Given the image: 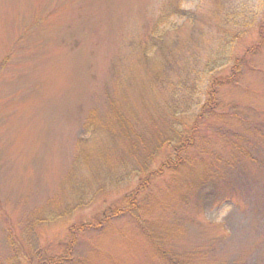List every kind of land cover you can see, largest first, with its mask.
Listing matches in <instances>:
<instances>
[{
  "label": "rangeland",
  "instance_id": "obj_1",
  "mask_svg": "<svg viewBox=\"0 0 264 264\" xmlns=\"http://www.w3.org/2000/svg\"><path fill=\"white\" fill-rule=\"evenodd\" d=\"M166 5L0 0V264H264V0H180L152 53ZM195 57L198 68L224 59L202 83L223 81L216 107L186 165L146 181L131 144L190 130L200 110L181 90L173 106L153 74L177 85L189 68L195 80ZM171 154L163 146L149 170ZM203 170L220 176L205 189ZM135 192L152 239L128 213L101 218Z\"/></svg>",
  "mask_w": 264,
  "mask_h": 264
},
{
  "label": "trees",
  "instance_id": "obj_2",
  "mask_svg": "<svg viewBox=\"0 0 264 264\" xmlns=\"http://www.w3.org/2000/svg\"><path fill=\"white\" fill-rule=\"evenodd\" d=\"M180 4V0H167V5L163 10V13H161L155 21V26H154V30L151 34V51L152 53H155L156 51H161L162 47L159 46V44L161 43V34L159 36H155L157 33V30H155V27L160 26L162 24H165L166 20H168L170 17L174 16L175 13H180L181 9L179 7ZM171 12H173L174 14L171 15ZM223 45V44H222ZM226 48L227 45H223L222 47V51L223 54L226 53ZM226 59V58H225ZM195 80L190 79L188 76L190 75L189 72V68H187L186 73L184 74L185 76L183 77V79L180 80V82L177 85H172L171 83L168 84L166 79L162 80V71L160 69H157V71L155 70V73L153 74V78L159 82V84H163L166 83L172 90V101L173 102V106L174 104H176V95L175 92L181 90L183 91V97L186 99V103L190 104V102L192 101L193 97L195 96V99H193V101L195 100V105H199L200 106V110L199 113L196 115V117L194 118V124L192 126V128L190 130H182V129H173L171 131V135L168 137V135H163V137H158L156 140H153V143L151 145V148H142V143H135V144H131L133 143L132 141H130V136H133L134 133H132L128 128L127 130L125 129V127L123 126L124 123L121 121V118L119 117V115L117 114L116 111H113V116H112V120L115 121V123L117 122L119 125V130H116V132L120 135L124 134L126 136V138L128 139V142H130L132 147H129V152H131L132 154H139L138 156V164L135 166L134 171L135 172H141L143 175L144 173H146L147 177L144 178V180L146 179V181L149 178L152 177H159L164 173H177L179 171L180 168H182L183 166L186 165L187 161H186V151H188L191 147H193L195 145V135H196V128L198 126V123L201 121L202 118H205L209 115H211V113L213 112V110L216 107V93H217V88H218V84L222 83L221 81L216 80L215 78L213 79V81H207L206 85L203 88V81L205 78V74L207 73H211L212 69H214V66L218 65L221 66V61H224V59L222 58L220 60V58H217V60H213L211 61H206L202 67L203 68H198L196 66L197 64V57H195ZM240 59H234L233 60V65H232V72H231V76L226 80V81H230L233 82L235 81V79L238 76L239 73V69H240ZM207 69V70H206ZM190 77H192L190 75ZM225 81V80H224ZM215 82V84H214ZM204 97V101L201 103V97ZM115 110V109H114ZM183 113H187V111L185 112H181L179 114L183 115ZM174 115H178V113L174 112ZM92 122L93 120L90 119L89 120V125H88V129L93 130V126H92ZM115 126V125H114ZM103 130H107L108 133L112 134V130H111V126L110 124H105L103 126ZM159 138H162V142L159 144L158 140ZM136 139V138H135ZM140 146V147H139ZM163 146H167V147H172L173 149V155L171 154L172 157L168 156L159 166L156 170H149L150 166H149V161L153 160V157L155 158L156 154L160 152V149ZM153 147V148H152ZM97 149H95L94 153L96 152ZM157 152V153H156ZM143 157V155H145ZM185 155V156H184ZM81 157V156H80ZM79 157V158H80ZM86 158V156H82L81 159L84 161ZM86 161V160H85ZM120 163H123L122 161ZM149 170V171H147ZM201 170V169H200ZM217 178H220V176H218L217 174H210L208 173L206 170H203L202 174L196 177V183L199 182L198 188L201 189H205V186L210 183V181L212 180H216ZM194 182V180H192ZM192 181L190 183H192ZM189 183V184H190ZM194 185V184H193ZM146 186V184H143L142 186H138V191L140 189H144ZM137 192L134 193V195H132L133 197L131 199L128 200V202L126 203L128 206L126 209H113V210H109L107 211L106 214H103L101 216L102 220H104L103 222H107L110 221L112 219H115L119 216H121L124 213H128L130 214L129 216L132 217V219H134L136 221V223L141 226L142 230L149 236L150 239H152V237L150 236L151 234L146 231L142 224L139 221V218L136 216L135 214V210H136V204H135V196H136ZM211 196L210 192H207L204 195V198ZM88 227H91L90 225ZM87 227V228H88ZM86 228V229H87ZM85 229L83 227H81L78 231H84ZM71 233V232H70ZM159 248L158 246L155 245V249Z\"/></svg>",
  "mask_w": 264,
  "mask_h": 264
}]
</instances>
